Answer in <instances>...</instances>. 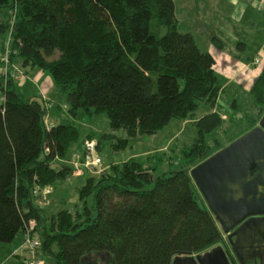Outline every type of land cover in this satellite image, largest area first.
<instances>
[{
  "label": "trees",
  "instance_id": "1",
  "mask_svg": "<svg viewBox=\"0 0 264 264\" xmlns=\"http://www.w3.org/2000/svg\"><path fill=\"white\" fill-rule=\"evenodd\" d=\"M179 23L173 0H0V53L8 39V66L16 59L22 69L46 73L70 117L104 116L114 132L153 135L200 104L212 110L220 93L213 57ZM209 42L223 50L215 36ZM0 92V245L30 229L38 256L54 264H81L94 253L109 255L113 264H170L220 241L182 166L208 157L203 138L220 126L217 113L195 123L198 139L176 171L154 178L128 161L97 180L86 177L79 200L87 204L90 197L91 205L79 224L71 212L48 215L33 200L35 187L67 178L50 165L81 149L79 130L61 122L46 129L47 109L38 98L17 94L12 79L0 77ZM249 96L264 107V69Z\"/></svg>",
  "mask_w": 264,
  "mask_h": 264
},
{
  "label": "rangeland",
  "instance_id": "2",
  "mask_svg": "<svg viewBox=\"0 0 264 264\" xmlns=\"http://www.w3.org/2000/svg\"><path fill=\"white\" fill-rule=\"evenodd\" d=\"M173 1L176 16L180 22L178 30L191 33L201 50H206V47L209 49L215 61L214 73L220 79L221 87L215 108L210 110L207 106L200 104L191 116L172 120L164 129L153 135L131 138L123 132H114L104 116L70 117L62 97L46 73L38 68L22 69L21 61L16 59L12 66H8L10 43L7 39L5 51L0 53V77L12 79L15 91L25 100L36 97L44 108L49 106L44 114L46 116L43 117L46 129L61 122L77 127L80 133L81 149L75 146L76 148L71 150L68 158L56 160L50 165L58 174L62 175V172H67L65 181L56 183L54 186L35 187V189L50 188L49 193L43 195V198H36L33 195L36 207L43 209L48 215L67 210L74 215L73 222L81 224L83 219L78 215H81L83 210L91 205L90 197L87 204L79 200L86 177L97 180L104 172L109 173L112 166L128 161L138 162L143 169H148L154 178L176 171L182 166L189 174L191 169L258 126L264 114V107L262 109L255 107L249 92L254 81L264 69L263 27L250 30L246 27L248 20L245 18L241 17L239 20L234 15L227 19L224 0ZM252 22L250 20V23ZM210 36H215L221 41L222 51L212 46L209 42ZM238 42L247 45L244 52L237 49ZM1 103L2 94L0 92ZM54 105L57 107L54 108ZM51 112H55L57 116L52 118ZM210 113H217L221 124L203 138L209 147L208 157L194 166L182 165L188 163V158H190L188 153L196 143L195 140L198 139L195 123ZM103 138L105 141L101 142ZM87 145L92 146L93 151L90 156L99 159L100 163L89 169L80 168L78 171L75 168L76 163L71 164L72 154L78 151L85 152ZM62 165L72 168V173H68L61 167ZM197 194L200 204L205 205L202 196L198 192ZM216 225L220 232V241L217 244L198 254L175 256L170 264L182 262H185L182 264H224L226 257L224 247H229V245L217 222ZM41 260L43 264H54L50 257L41 258ZM225 261L226 264H239L235 259L230 262L225 258ZM81 264H113V262L107 254L94 253L84 256Z\"/></svg>",
  "mask_w": 264,
  "mask_h": 264
},
{
  "label": "water",
  "instance_id": "3",
  "mask_svg": "<svg viewBox=\"0 0 264 264\" xmlns=\"http://www.w3.org/2000/svg\"><path fill=\"white\" fill-rule=\"evenodd\" d=\"M190 177L222 232L235 229L229 238L236 237L231 248L237 262L264 264V245L256 251L250 244L255 231L264 230V114L257 127L191 169ZM243 240L249 241L245 260L235 248Z\"/></svg>",
  "mask_w": 264,
  "mask_h": 264
},
{
  "label": "crops",
  "instance_id": "4",
  "mask_svg": "<svg viewBox=\"0 0 264 264\" xmlns=\"http://www.w3.org/2000/svg\"><path fill=\"white\" fill-rule=\"evenodd\" d=\"M224 3H226L224 10L227 11V19H230L229 16L234 17L235 15L239 20L241 17L248 20L246 27H249L250 30H255L257 27L264 29V0H224ZM250 20L253 22L250 23ZM238 44H242L246 50L247 45L245 43L238 42ZM206 50L210 53L207 47ZM50 116L55 118L57 114L51 112ZM22 235L18 234L10 245H0V264H25L24 257L20 253H15L22 240Z\"/></svg>",
  "mask_w": 264,
  "mask_h": 264
},
{
  "label": "built area",
  "instance_id": "5",
  "mask_svg": "<svg viewBox=\"0 0 264 264\" xmlns=\"http://www.w3.org/2000/svg\"><path fill=\"white\" fill-rule=\"evenodd\" d=\"M4 76V73H3ZM5 78V77H4ZM6 79V78H5ZM49 107V106H48ZM47 106L45 108L49 109ZM46 114V113H45ZM44 115L43 117H45ZM92 146L87 145L85 152L84 151H78L73 153V161L71 160V164L76 163L75 168L80 171V168L89 169L90 167L96 166L100 163V160L97 158H94L91 155L92 153ZM72 157V156H71ZM74 158H76V161H74ZM50 188H44V189H34L33 195L36 198H43V195H47L49 193ZM34 221L29 222V226L33 227ZM39 240L37 237L32 235L30 233V229H28L19 244V246L16 248L15 253H20L24 257L25 264H43L41 258L38 256L37 252L39 249Z\"/></svg>",
  "mask_w": 264,
  "mask_h": 264
},
{
  "label": "flooded vegetation",
  "instance_id": "6",
  "mask_svg": "<svg viewBox=\"0 0 264 264\" xmlns=\"http://www.w3.org/2000/svg\"><path fill=\"white\" fill-rule=\"evenodd\" d=\"M235 231V229L229 231L228 234H226V240H227V243L229 245V247H224V253H225V258L228 259L230 262L234 261L235 257L233 256L232 254V248H231V244L236 242V237H230L229 236ZM254 237L255 239L253 238L252 240H255L253 241V243L250 242V244H254L255 248H256V251H257V247L258 245H261L263 246L264 245V230H260V231H255V234H254ZM261 242V243H260ZM249 243V241H238V243L235 245V248H237L239 251H241L242 253V256L241 258H244V260L247 258V256H249V254H246L244 255V252L242 251L244 247H246V245ZM254 255L258 256V252H255ZM264 254H262L263 256ZM236 260V259H235ZM243 260V259H242ZM237 261V260H236ZM253 261H249L247 262V264H252Z\"/></svg>",
  "mask_w": 264,
  "mask_h": 264
}]
</instances>
